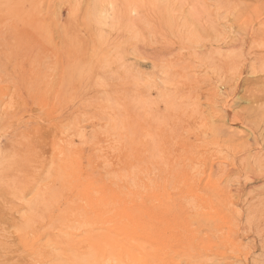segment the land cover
<instances>
[{"label": "rangeland", "instance_id": "374dc122", "mask_svg": "<svg viewBox=\"0 0 264 264\" xmlns=\"http://www.w3.org/2000/svg\"><path fill=\"white\" fill-rule=\"evenodd\" d=\"M262 3L0 0V264H264Z\"/></svg>", "mask_w": 264, "mask_h": 264}, {"label": "bare ground", "instance_id": "6f19581e", "mask_svg": "<svg viewBox=\"0 0 264 264\" xmlns=\"http://www.w3.org/2000/svg\"><path fill=\"white\" fill-rule=\"evenodd\" d=\"M243 1H245V0H243ZM262 4H264V3H262ZM257 6H259V4L257 5ZM235 7H236V5H235ZM241 7H245L246 8V3L245 2H241ZM240 7V8H241ZM262 13H264L263 11L262 12H260V15H262ZM264 21V20H263ZM264 23V22H263ZM262 22H260V24H263ZM263 27V26H262ZM245 28V27H244ZM264 28V27H263ZM263 28H261V26L259 25V27H256V26H250L249 28H247V29H245V31H246V34L247 35H249V41H253V39H254V42H256V35H259L261 32H264V29ZM241 38H243V37H241ZM248 38V37H247ZM246 37H245V40H241L240 42V45H243L245 42H247L246 41V39H247ZM258 38H259V36H258ZM239 39L240 38H238V41H239ZM236 40V39H235ZM235 40H233V39H229V40H227V38L225 37V38H219L217 41H218V43H219V47H227L228 48V46H231V45H236V43H235ZM258 40V39H257ZM237 41V40H236ZM259 43H260V47L261 48H259L258 47V45H259ZM239 44V43H238ZM237 44V45H238ZM255 44V43H254ZM258 45H255L256 47H257V50H255L254 51V57H255V59H256V63H254V64H252L251 65V67H252V70L253 71H255V70H259L260 69V71H264V62L263 63H261L260 65H259V62L261 61V59H264V41L263 40H261V41H258ZM245 46H246V43H245ZM244 46V47H245ZM234 47V46H233ZM243 47V46H242ZM251 47V46H250ZM176 50H174V52H175ZM172 53V52H171ZM168 55H169V52H168ZM171 55V54H170ZM194 55V54H193ZM171 56H173L174 57V59H168V57H167V55L166 54H159V55H156V60H152V62H153V66L154 67H156V66H158V63H163L162 65L164 66L165 64L167 65V66H169V67H171V68H176V70H178L179 69V72H180V67L183 69V67H187L188 66V68L190 69V70H192V66H190V65H187L188 63V61H189V63H191L190 62V60L189 59H191V58H193L194 59V57H190L191 55L189 54L188 56H186V57H188V58H186L185 56H183V55H180V53H177L176 54V56H174V55H171ZM198 57V56H197ZM172 58V57H171ZM234 58V57H233ZM188 59V60H187ZM263 61V60H262ZM200 62V61H199ZM202 62L203 63H205L204 62V60H202ZM210 63H213V66H214V68H216V70L217 71H221L222 72V75L220 76V80H221V82L223 83V84H225V85H228V81H229V77H228V75H229V73H230V71H233L235 68H236V66H237V62L236 61H231L230 59H223V60H221V59H217V60H214V61H209ZM197 63V62H196ZM195 63V64H196ZM192 64H194V63H192ZM202 64V63H201ZM206 65V64H205ZM176 66V67H175ZM180 66V67H179ZM191 68H190V67ZM194 67H196L197 66V64H196V66L195 65H193ZM256 66H259V69H258V67H256ZM179 67V68H178ZM194 67H193V69H194ZM206 67V66H205ZM143 68V67H142ZM188 68H187V70H188ZM198 69H199V67H198ZM237 69V68H236ZM196 70V69H195ZM189 71V70H188ZM197 71V70H196ZM144 72H146V70H145V68L144 69H142V74H144ZM225 72V73H224ZM235 72H236V70H235ZM174 73V72H173ZM184 72H183V70H182V73L181 74H183ZM197 73V72H196ZM199 73V72H198ZM198 73H197V75H198ZM208 73V72H207ZM234 73V72H233ZM172 73H169V74H167L166 75V77L168 78V79H171V80H174V82H176V83H178L179 84V82L178 81H175V80H177L178 79V77L180 78L181 77V79H182V77H185V76H183V75H181V74H178V73H176V74H173V75H171ZM175 75H176V77H175ZM184 75H185V73H184ZM199 75H201V74H199ZM234 75V74H233ZM187 76L190 78V80H192L193 79V77L191 78V76H192V74H191V71L187 74ZM201 76H204V75H201ZM187 77V78H188ZM194 77H196V75L194 76ZM200 78V77H199ZM218 77H214V76H212V77H209V76H206L205 75V78L203 77V78H201V80H204V81H207V80H211L212 82H215V81H218V79H217ZM141 79H143V89H142V91H143V93L145 92L144 90H146L147 89V87L150 85L149 84V82H147L146 81V79H145V76H143ZM198 79V78H197ZM182 80H186V77L184 78V79H182ZM189 82H190V80L189 79H187ZM186 80V81H187ZM198 80H200V79H198ZM185 81V82H186ZM194 81V79L192 80V82ZM173 82V81H172ZM183 82V81H182ZM189 82H187V84H189ZM195 82V81H194ZM193 82V83H194ZM197 82V81H196ZM202 82V81H201ZM184 83V82H183ZM198 83V82H197ZM211 83V82H210ZM155 84V83H154ZM154 84H152V87H156V85H154ZM183 85H185V84H183ZM211 85V84H210ZM179 86V85H178ZM177 86V87H178ZM194 86V85H193ZM150 87V86H149ZM157 88V87H156ZM208 88V87H207ZM211 88H212V86H211ZM215 88V87H214ZM252 88V87H251ZM155 89V88H154ZM159 89V88H158ZM164 89H166V88H164ZM174 90L172 91L173 93H171V91L170 92H168V94L169 93H171V94H174L175 92V87L173 88ZM176 89H178V88H176ZM195 89V88H194ZM171 90V89H170ZM179 90V89H178ZM202 90V89H201ZM203 90H204V88H203ZM205 90H207V89H205ZM212 92H214L212 89H210ZM253 90V89H252ZM158 91V90H157ZM161 91V99H163L164 97L166 98L167 96H165L163 93H166L167 91H163L162 92V90H160ZM177 91V90H176ZM187 90H185V92H186ZM211 91H210V93H211ZM228 91H229V89H228ZM190 92V91H189ZM206 92V91H205ZM230 92V91H229ZM252 92V91H251ZM151 93V92H150ZM190 93H192L193 94V96L194 97H196V98H198L199 96L197 95V90H193V92H190ZM149 94V93H148ZM176 94V93H175ZM221 95H222V93H221ZM263 95V94H262ZM164 96V97H163ZM171 95L169 94V96L167 97V99H168V101H170V98L171 99H173L172 97H170ZM190 96V95H189ZM201 96V95H200ZM164 98V99H165ZM187 98V97H186ZM147 99V101L146 102H148V97L146 98ZM175 99V98H174ZM252 99H254V98H252ZM256 99V98H255ZM145 100V99H144ZM153 100V99H152ZM178 100V99H177ZM192 100V99H191ZM173 101V100H172ZM206 101V100H205ZM208 101H209V99H208ZM145 102V101H144ZM143 102V103H144ZM145 102V105L143 104L142 106H144L143 107V116H142V120H143V122L144 123H146V122H148V114L155 108H153V109H150V108H147V103ZM149 102H151L150 100H149ZM153 102V101H152ZM158 102V101H157ZM162 102H165V101H162ZM174 102V101H173ZM181 103V102H180ZM193 103V102H192ZM153 104H154V102H153ZM152 104V105H153ZM158 104V103H157ZM157 104H155V105H157ZM176 104V103H175ZM150 105V104H149ZM181 105V104H180ZM158 106V105H157ZM160 106V105H159ZM183 106H185V104L183 105ZM200 106V105H199ZM160 108V107H159ZM167 108V107H166ZM170 108V107H169ZM173 108V107H172ZM176 108V107H175ZM178 108V107H177ZM177 108H176V110H177ZM194 108V107H193ZM180 109H181V107H180ZM179 109V110H180ZM199 110V109H198ZM182 111H184V110H182ZM186 111H187V109H186ZM230 111V110H229ZM173 112V111H172ZM174 112H175V109H174ZM158 113V112H157ZM170 113V112H169ZM176 113H177V111H176ZM182 113V112H181ZM185 113V112H184ZM192 113V112H191ZM156 114V113H155ZM161 114V113H160ZM159 114V115H160ZM175 114V113H174ZM178 114V113H177ZM183 114V113H182ZM193 114V113H192ZM232 115H233V113H231ZM151 115V114H150ZM158 115V116H159ZM162 116V115H161ZM164 116H166V115H164ZM226 116V115H225ZM189 117V116H188ZM193 117H194V114H193ZM162 118V117H161ZM174 118V117H173ZM177 118V117H176ZM179 118V117H178ZM152 119H153V117H152ZM181 119V118H180ZM193 119V118H192ZM150 120V119H149ZM163 120V119H162ZM169 120V119H168ZM173 119L171 118V121H170V123L172 124V121ZM183 120V119H182ZM152 121V120H151ZM189 121V120H188ZM193 121V120H192ZM157 122H158V120H157ZM162 122V121H161ZM177 122V121H176ZM179 122V121H178ZM251 122V121H250ZM153 123V122H152ZM164 123H165V121H164ZM169 123V122H168ZM186 123V122H185ZM149 124H150V122H149ZM154 124V123H153ZM167 124V123H166ZM185 125V124H184ZM144 126V125H143ZM151 126V125H150ZM149 126V127H150ZM155 126H156V123H155ZM170 126V125H169ZM180 126V125H179ZM179 126H178V129H179ZM148 127V126H147ZM163 127H164V125H163ZM174 127V126H173ZM187 127V126H186ZM168 128V127H167ZM182 128V127H181ZM150 129V128H149ZM151 129H152V127H151ZM144 131V130H143ZM169 131V130H168ZM175 131H177V130H175ZM146 133H148V131H145ZM170 132V131H169ZM160 133V132H159ZM146 135V134H145ZM147 139V138H146ZM144 140V139H143ZM151 140V139H150ZM149 140V141H150ZM147 141V140H146ZM145 141V142H146ZM256 153V152H255ZM246 156V155H245ZM259 156V155H258ZM255 157V156H254ZM253 158V157H252ZM257 160V159H256ZM262 162V161H261ZM264 162V161H263ZM249 163V162H248ZM260 164V162L258 163V165ZM260 166V165H259ZM258 166V167H259ZM262 166V165H261ZM261 166L259 167V168H261ZM264 168V167H263ZM185 169V168H184ZM221 170V169H220ZM173 171V170H172ZM194 171V170H193ZM238 171V170H237ZM185 172V171H184ZM189 172V171H188ZM192 172V171H191ZM177 173V172H176ZM185 174V173H184ZM216 175V174H215ZM221 175V174H220ZM192 176H194V175H192ZM222 177V176H221ZM243 178H244V176H243ZM260 178H261V176H260ZM263 178H264V175H263ZM247 179H248V176H247ZM257 179V178H256ZM242 180V179H241ZM248 180H251V178L250 179H248ZM258 181V180H257ZM238 182V181H237ZM250 182V181H249ZM172 183V182H171ZM257 183V182H256ZM239 184V183H238ZM212 185V184H211ZM259 185V184H258ZM257 185V186H258ZM236 187V186H235ZM259 187H260V190H261V193L264 195V179H263V181L261 182V184L259 185ZM225 188V187H224ZM251 188V187H250ZM221 189H223V188H221ZM220 189V190H221ZM235 189V188H234ZM253 189V188H252ZM215 190H217L218 191V189L216 188ZM238 189L236 188V191H237ZM244 190V189H243ZM254 190V189H253ZM206 191H207V189H206ZM222 191V190H221ZM240 191V190H239ZM255 191V190H254ZM256 191H257V189H256ZM256 191H255V193H256ZM208 192H210V191H208ZM216 192V191H215ZM228 192H229V190H228ZM230 192H231V190H230ZM246 192V191H245ZM245 192H244V194H245ZM253 192V191H252ZM224 193V192H223ZM260 193V192H259ZM240 194V193H239ZM249 194H251V190L250 191H248V194L247 195H249ZM220 195V194H219ZM228 195V194H227ZM256 195V194H255ZM212 196V195H211ZM224 196H226L225 194H224ZM240 197V196H239ZM249 197H253V195L252 196H249ZM215 198H216V196H215ZM215 198H213V199H215ZM210 199H212V198H210ZM259 199V198H258ZM262 200H264V198H262ZM216 201V200H215ZM223 201V200H222ZM251 201V200H250ZM257 201V200H256ZM259 201H261V199L259 200ZM262 203H263V201H261ZM260 202V203H261ZM259 203V204H260ZM199 204V203H198ZM258 204V203H257ZM189 206H190V204H189ZM255 206H256V204H255ZM239 207V206H238ZM252 207V206H251ZM254 207V206H253ZM193 208H194V206H193ZM218 208H221V205H219L218 206ZM217 208V209H218ZM256 208V207H255ZM255 208H254V210H253V212L254 211H256L255 210ZM262 209H264V208H262ZM220 210V209H219ZM241 211V210H240ZM263 212V211H262ZM257 213H258V210H257ZM244 214V213H243ZM261 214H259V216H260ZM252 217H253V215H251ZM264 216V215H263ZM262 216V217H263ZM255 217V216H254ZM262 217H260V218H262ZM244 218V217H243ZM249 219V218H248ZM252 219V218H251ZM250 220V219H249ZM254 220H255V218H254ZM260 220H262V219H260ZM248 222V221H247ZM258 222V221H257ZM240 224V223H239ZM258 225H260L261 227H262V229H261V231H262V235L264 234V220L263 221H261V222H258ZM244 226V225H243ZM260 227V228H261ZM247 228V227H246ZM256 228V227H255ZM251 229V228H250ZM249 230V229H248ZM256 230H258V229H256ZM250 231V230H249ZM254 232V231H253ZM252 233V232H251ZM256 233V232H255ZM259 233V232H258ZM257 233V234H258ZM253 240V239H252ZM238 243V242H237ZM239 246V245H238ZM241 247H242V245H241ZM240 247V248H241ZM245 251V250H244ZM243 255V254H242Z\"/></svg>", "mask_w": 264, "mask_h": 264}]
</instances>
